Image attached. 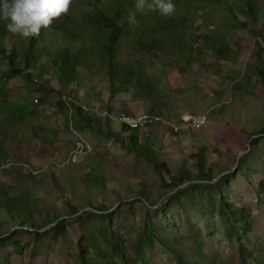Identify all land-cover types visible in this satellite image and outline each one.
<instances>
[{"label": "rangeland", "instance_id": "374dc122", "mask_svg": "<svg viewBox=\"0 0 264 264\" xmlns=\"http://www.w3.org/2000/svg\"><path fill=\"white\" fill-rule=\"evenodd\" d=\"M225 1H172L178 14L192 3L201 29L187 36V52L198 61L166 50L160 59L172 64L159 70L162 62L130 48L123 37L120 58L152 60L147 71L168 100L164 116L145 112L147 104L130 94L110 97L96 51L89 67H79V81L66 87L55 68H47L46 53L43 75L33 78L0 59L8 99L27 112L7 119L0 104V146L8 154L0 166V264H264V91L258 72L264 17L252 21L242 0ZM215 41L229 60L211 48ZM43 42L51 45L50 37ZM79 103L101 117L99 128L86 124L76 111ZM109 109L113 114L106 116ZM122 111L159 116L182 131L167 123L132 128L118 122ZM130 129L140 130L141 144L151 143L156 161L123 145ZM200 150L211 182L197 177ZM162 161L166 171L158 167ZM181 167L191 174L182 184ZM23 189L28 193L20 197ZM222 198L248 218L238 221ZM56 217L64 226L49 223ZM47 223L41 235L30 226Z\"/></svg>", "mask_w": 264, "mask_h": 264}, {"label": "trees", "instance_id": "16d2710c", "mask_svg": "<svg viewBox=\"0 0 264 264\" xmlns=\"http://www.w3.org/2000/svg\"><path fill=\"white\" fill-rule=\"evenodd\" d=\"M172 1L177 3L176 0ZM242 1L252 21H258L264 17V0ZM135 2L136 0H75L70 14L62 19L54 20L49 29H42L39 38L25 39L13 35L7 31V21L0 19V59L7 61L8 67L12 71L23 72L33 78L34 75H43L45 65L40 63V59L46 53L50 56L47 61V68L54 67L58 74L59 83L66 87V85L79 81V67H89L88 61L91 59L92 53L96 51L102 57L105 67L104 74L109 83L110 97L113 98L119 93L130 94L134 102H145L147 104V111L145 112L163 115L162 110L167 106L168 100L163 89L157 87L154 83L155 75L147 71V67L153 65L152 60L147 61L144 59L142 61L136 58L124 61L119 57L121 41L123 37H126L130 48L133 47L132 49H137V51L139 49L150 55L153 60L157 59V62H162L161 65L159 64V70H163L172 64L160 59V53L166 50L179 55L180 59L186 58L188 62L200 60L194 53L187 52L188 47L190 50L192 47L187 41V36L195 33L196 30H200L201 27L199 26L201 25H195L197 18H195L192 3L186 4L181 13H174L171 17H165L158 12L142 15L136 12ZM89 6H91L92 11L87 10ZM133 13H135L139 22L136 25L128 22V16ZM121 21L123 22L122 25ZM256 34L260 37L262 31H256ZM46 37L51 39V45L49 46L44 45L43 41ZM210 45L220 55L221 61L230 59V55L223 45H219L217 41L211 42ZM179 71L183 72L184 68H179ZM258 72L264 91V56ZM0 80L2 81L0 82V104L4 116L7 119H23L26 117L27 112L21 105L13 104L8 99L5 72H1ZM75 106L76 111L84 117L88 126L99 128L101 117L92 112L93 109H89L86 105L80 103ZM106 113H108L105 114L106 116L113 114L110 109ZM126 114L131 113L122 111L116 113V116L121 118ZM178 121H180L178 123L185 124L182 118ZM120 123L122 124V122ZM149 127H144L141 130ZM120 130H127V128L120 127ZM129 131L132 132L129 141L124 138L121 139L123 145L147 155L152 162L156 161L151 143L147 141L141 144L138 132L140 130L130 129ZM107 133L111 136L116 134L112 128ZM7 155L5 149L0 146V166L7 160ZM195 156H197L199 166L198 179L213 180V177L208 179L209 177L204 172L206 169L205 152L200 150ZM158 167L166 171L167 163L162 161ZM190 175L188 170L181 167L177 177L182 184L190 180ZM262 185L264 187V181H262ZM10 189L11 187L5 186L6 192H9ZM27 193L28 191L23 189L19 191L18 195L23 197ZM140 195L145 196L143 192H140ZM221 200L224 207L235 214L238 221H245L248 218L247 215H244L242 209H237L234 204L224 198ZM75 212H78V210ZM59 218L56 217L54 221L49 223H55L54 228L64 226L63 220ZM19 222H21V226L26 223L23 219ZM49 223L43 227H36L34 224H30V226L34 229L35 234L41 235L42 231L40 229L45 228ZM115 250L119 251L122 257L125 258V252L120 246L115 245ZM181 264L190 263L181 260Z\"/></svg>", "mask_w": 264, "mask_h": 264}, {"label": "clouds", "instance_id": "9594fccd", "mask_svg": "<svg viewBox=\"0 0 264 264\" xmlns=\"http://www.w3.org/2000/svg\"><path fill=\"white\" fill-rule=\"evenodd\" d=\"M75 0H0V19L7 21V31L22 38H39L42 29H49L54 20L62 19L71 12ZM136 12L147 15L158 12L171 17L176 6L172 0H136ZM88 11H92L91 6ZM128 22H139L135 13L128 16ZM122 25V21L120 22Z\"/></svg>", "mask_w": 264, "mask_h": 264}, {"label": "bare ground", "instance_id": "6f19581e", "mask_svg": "<svg viewBox=\"0 0 264 264\" xmlns=\"http://www.w3.org/2000/svg\"><path fill=\"white\" fill-rule=\"evenodd\" d=\"M118 121L125 123L129 127L132 128H144V127H149L155 124H160V123H167L172 125L175 131H180L182 129L181 125H176L171 123L168 119H162L159 116H152L150 114H145V115H125L123 117H118ZM186 121V124H189L188 122L190 120L184 119Z\"/></svg>", "mask_w": 264, "mask_h": 264}, {"label": "water", "instance_id": "95a60500", "mask_svg": "<svg viewBox=\"0 0 264 264\" xmlns=\"http://www.w3.org/2000/svg\"><path fill=\"white\" fill-rule=\"evenodd\" d=\"M250 149V145H249V147L245 150V151H243V152H241L239 155H238V157H237V159H236V162H235V167H237V165H238V163H239V160H240V157L244 154V153H246L248 150ZM213 181V180H212ZM211 182V181H210ZM88 209H91V210H93V211H99L100 212V210H97V209H95V208H92V207H88ZM83 210V209H82ZM81 210V211H82ZM49 226V225H48ZM48 226H46L45 228H47ZM44 228V229H45ZM44 229H41V230H44Z\"/></svg>", "mask_w": 264, "mask_h": 264}]
</instances>
